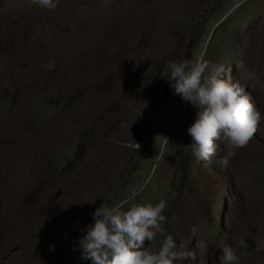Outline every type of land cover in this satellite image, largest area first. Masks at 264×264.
Listing matches in <instances>:
<instances>
[{
  "label": "rangeland",
  "instance_id": "374dc122",
  "mask_svg": "<svg viewBox=\"0 0 264 264\" xmlns=\"http://www.w3.org/2000/svg\"><path fill=\"white\" fill-rule=\"evenodd\" d=\"M201 49L262 115L224 169L220 141L192 157L196 109L163 77ZM2 123L0 264H91L81 229L133 189L166 202L154 244L195 252L180 264H218L224 244L264 264V0H0Z\"/></svg>",
  "mask_w": 264,
  "mask_h": 264
},
{
  "label": "clouds",
  "instance_id": "9594fccd",
  "mask_svg": "<svg viewBox=\"0 0 264 264\" xmlns=\"http://www.w3.org/2000/svg\"><path fill=\"white\" fill-rule=\"evenodd\" d=\"M33 3L54 10L58 0H33ZM204 55L201 49L194 59L169 60L163 66V77L174 94L196 109L194 120L187 127L192 157L197 162L209 160L216 156L217 141H220L224 151L215 163L224 169L235 150L245 146L252 137L262 115L245 87L239 81L222 78L223 67L211 63ZM127 146L135 150L139 147L138 143ZM135 195L133 189L128 199L113 203L103 200L94 209L93 221L83 226L84 234L77 240L81 258L91 264H180L195 260V252L179 249L172 235L154 244L159 222L165 219L162 213L166 202H138ZM220 249L218 264H239V257L230 245L224 244Z\"/></svg>",
  "mask_w": 264,
  "mask_h": 264
},
{
  "label": "bare ground",
  "instance_id": "6f19581e",
  "mask_svg": "<svg viewBox=\"0 0 264 264\" xmlns=\"http://www.w3.org/2000/svg\"><path fill=\"white\" fill-rule=\"evenodd\" d=\"M3 125H5L4 123H2V124H0V127L2 126L3 127ZM6 126V125H5ZM4 129H5V131H7V126L6 127H3ZM3 131V130H2Z\"/></svg>",
  "mask_w": 264,
  "mask_h": 264
},
{
  "label": "trees",
  "instance_id": "16d2710c",
  "mask_svg": "<svg viewBox=\"0 0 264 264\" xmlns=\"http://www.w3.org/2000/svg\"><path fill=\"white\" fill-rule=\"evenodd\" d=\"M162 104L160 103V105L159 106H161Z\"/></svg>",
  "mask_w": 264,
  "mask_h": 264
}]
</instances>
